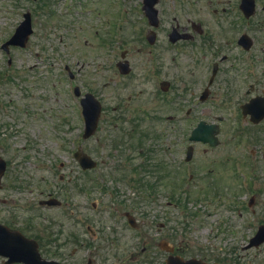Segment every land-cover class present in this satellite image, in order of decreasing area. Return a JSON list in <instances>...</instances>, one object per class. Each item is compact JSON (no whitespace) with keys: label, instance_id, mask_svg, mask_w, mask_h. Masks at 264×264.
<instances>
[{"label":"rangeland","instance_id":"1","mask_svg":"<svg viewBox=\"0 0 264 264\" xmlns=\"http://www.w3.org/2000/svg\"><path fill=\"white\" fill-rule=\"evenodd\" d=\"M95 1L0 0V44L12 35L24 14L30 15L33 28L25 48L10 49L11 66L0 49V79L3 78L0 80V127L5 120L13 126L7 119L12 116L21 129L16 132L10 127L0 131V155L7 161L8 168L10 166L3 179V185L8 188L0 190V221L6 218V212L15 213L17 221L27 223V233L34 229L40 240H53L51 246L61 248L57 252L44 253L43 250L45 258L67 264H87L88 260L92 264H163L166 254L157 247L161 240L171 247L180 245L186 257L202 256L221 261L229 255L236 259L246 255L245 264H254V252H240L245 242L240 238L235 242L245 215L239 220L237 212L228 209L227 197L216 199L217 193L225 188L224 193L238 189L227 188L231 186L225 174L227 169H220L223 175L213 177V185L208 179L212 176L191 180L184 177V169L192 170L197 166L204 170L212 159L220 158L225 145L208 154L199 147L194 163L185 165L183 142L194 127L195 118L184 120L180 131H159L163 122L161 114L150 110L149 118L156 115L159 119L150 120L153 124L140 131L149 134L145 144L149 164L141 169L138 155H133L128 145L135 132L127 138L126 130L123 136L111 130L107 122L112 108L123 102L130 107L132 98L121 83L124 80L113 73L112 63L121 49L117 50V56L112 52L108 43L109 26L105 22L107 19L116 21L115 12L125 14L123 19L118 17L121 21L118 20L116 29L130 51L146 48L144 22L140 18L139 0H130V3L129 0L124 3L111 0L110 4L105 0L101 4ZM189 1L165 0V10L173 15L175 11L171 10L176 5L174 16L181 25H186L193 10ZM203 4L198 3L197 8ZM263 9L264 0H257V10ZM170 20L166 18L167 23ZM66 65L76 75L74 83L66 75ZM75 85L82 93H92L102 102L103 119L96 135L99 144L95 137L82 141L78 100L72 93ZM114 95L120 97L113 99ZM143 100L135 101L142 105ZM196 116V120L210 117L202 113L201 108ZM223 116L232 118L233 114ZM244 131L236 125H224L220 138L225 142L238 139L248 143L250 139L245 138V133L254 134V129ZM173 138L181 139L180 157L176 167L163 168L162 150L169 148ZM116 141L119 147L114 148ZM130 143L136 145L133 141ZM79 146L97 161L96 171L86 174L80 171L73 158ZM113 162L120 165L117 170L124 173L110 174L108 166ZM136 169L140 174L145 171L146 175L136 177ZM157 174L165 179L155 178ZM240 183L242 187L248 186ZM257 186L258 183L254 187ZM49 195L61 202L62 207L41 208L39 201ZM7 197L13 204L8 202L5 207L1 201ZM125 212L134 216L135 228L130 227L125 218L118 217ZM234 247L236 250L229 254Z\"/></svg>","mask_w":264,"mask_h":264},{"label":"flooded vegetation","instance_id":"2","mask_svg":"<svg viewBox=\"0 0 264 264\" xmlns=\"http://www.w3.org/2000/svg\"><path fill=\"white\" fill-rule=\"evenodd\" d=\"M198 3L204 4L197 8ZM188 4L193 5L192 17L186 21V25H181L174 16L177 13L176 5L171 15L165 10L164 0H157L154 4L156 25L150 26L144 17L142 32L145 49L130 51L114 27L110 38L112 52L117 56V50H121L113 64L116 68L122 61L130 68V74L123 77L129 98L144 99L142 105L134 100L130 106V125L143 130L148 128V115L154 107L161 114L167 113L159 129L180 131V114L186 106L182 103L184 99L190 104L186 109L187 116L201 108L202 113L208 114L213 122L222 117L220 129H224V125L239 124V118L245 126L256 129V137L253 138L255 145L250 152L253 160L256 159L253 178L259 181L249 203L253 207L252 223L248 222L256 228L250 236L241 230L243 240L247 238L250 241L257 227L264 225V9L257 10V0H190ZM167 17L171 19L169 23L166 22ZM123 46L124 49L121 48ZM252 100H256L260 116H263L256 125L250 123L248 116L242 115V106ZM117 105L112 108L113 117L120 121ZM231 113L232 118L221 115ZM180 144L178 138L170 141L169 154L165 158L168 168L170 165L176 167ZM228 146L229 156L226 160H230V153H233L237 161L243 164L241 151L245 149L244 144L228 143ZM202 147L204 153L213 150L208 146ZM194 149L198 151V147ZM220 165L219 160H212L206 173L213 174L215 167ZM190 176L193 177L192 174ZM230 195L236 202L232 200L229 209L242 210L245 203L238 201L245 200V192L239 190ZM7 217L9 229L19 226L13 214ZM28 238L36 240L41 252L55 247L51 246L50 241L44 242L32 234ZM255 252L254 264H264V242L256 246Z\"/></svg>","mask_w":264,"mask_h":264},{"label":"water","instance_id":"3","mask_svg":"<svg viewBox=\"0 0 264 264\" xmlns=\"http://www.w3.org/2000/svg\"><path fill=\"white\" fill-rule=\"evenodd\" d=\"M31 33V29H30V24H29V19H26V21L23 23V25L17 30L15 36L12 38V42L11 43H18L20 44L21 42L26 41L27 37L29 36V34ZM22 45H24L22 43ZM92 106H96L95 104H92ZM90 133H87L86 135H89ZM2 162L0 161V169H3L2 166ZM35 246V245H34ZM34 254H36V250L34 247ZM38 257V256H37Z\"/></svg>","mask_w":264,"mask_h":264}]
</instances>
